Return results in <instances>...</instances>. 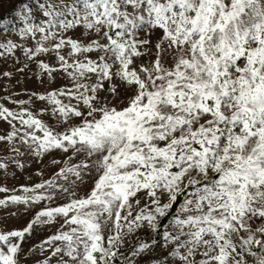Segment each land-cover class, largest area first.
Here are the masks:
<instances>
[{"label":"snow or ice","instance_id":"obj_1","mask_svg":"<svg viewBox=\"0 0 264 264\" xmlns=\"http://www.w3.org/2000/svg\"><path fill=\"white\" fill-rule=\"evenodd\" d=\"M12 14L34 44L4 38L0 56L20 48L69 85L0 102V168L24 167L21 145L67 155L49 179L0 185V206L42 205L0 228V264H264V0H20Z\"/></svg>","mask_w":264,"mask_h":264},{"label":"rangeland","instance_id":"obj_2","mask_svg":"<svg viewBox=\"0 0 264 264\" xmlns=\"http://www.w3.org/2000/svg\"><path fill=\"white\" fill-rule=\"evenodd\" d=\"M20 0H0V19L5 16L8 17L9 23L7 25L0 24V40L4 38L12 39L18 44L23 43L26 45H33L34 41L31 38H24L23 40L13 30L14 27H19L18 18L12 14L14 5L19 3ZM17 22V23H13ZM45 59H51V57H44ZM27 64V67H23ZM11 72L10 77H4L0 75V102L5 103L10 108L15 109L17 105L13 103V100L23 99L27 100L33 92H43L52 87H61L69 85V80L59 72L54 73L55 79H51L46 75H41L37 70L34 62L25 59V56L20 48L15 52L14 56H0V72ZM11 94L12 99H6ZM46 101H41L36 97H32V103L25 105L31 110L38 111L40 107H44ZM42 118L52 124L53 120L50 115L42 114ZM8 125L5 121L0 120V135L6 134ZM20 151L25 153L21 157H12L13 159L19 158L23 161L24 167L19 168L11 160L5 161L8 164L7 170L0 168V185H4L9 189L18 188L19 184H34L39 183L41 180L49 179L53 177V173L62 166V159L67 153L61 150H50L42 156H34L30 150H27L25 146H20ZM12 156L7 151V146L4 142H0V159ZM75 162V160H73ZM39 170V172L37 171ZM84 189H82L83 191ZM11 194L0 192V197ZM182 199V198H181ZM41 202H36L35 205L29 206L27 210H24V206L16 207H3L0 206V228H11L23 226L28 219L32 217L36 210L41 207ZM175 211V209H172ZM167 217L163 218L162 222H166ZM58 224L52 223L48 225L37 226L31 235H29L24 241V248L28 250L32 248L34 244L38 245L45 236L52 234L57 228ZM144 233H141L143 235ZM161 249L157 247L156 252L159 253ZM47 255L45 251L43 253ZM42 259L40 252L30 254L24 258V264H35L36 261ZM250 264L255 260L254 257H248ZM145 264L147 259L145 258Z\"/></svg>","mask_w":264,"mask_h":264},{"label":"trees","instance_id":"obj_3","mask_svg":"<svg viewBox=\"0 0 264 264\" xmlns=\"http://www.w3.org/2000/svg\"><path fill=\"white\" fill-rule=\"evenodd\" d=\"M177 203H179V199H178ZM173 209H175V207H173Z\"/></svg>","mask_w":264,"mask_h":264}]
</instances>
